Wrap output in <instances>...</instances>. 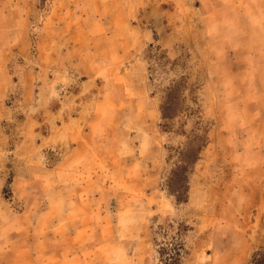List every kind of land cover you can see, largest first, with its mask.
Masks as SVG:
<instances>
[{
    "label": "rangeland",
    "instance_id": "1",
    "mask_svg": "<svg viewBox=\"0 0 264 264\" xmlns=\"http://www.w3.org/2000/svg\"><path fill=\"white\" fill-rule=\"evenodd\" d=\"M175 249L264 253V0H0V264Z\"/></svg>",
    "mask_w": 264,
    "mask_h": 264
},
{
    "label": "trees",
    "instance_id": "2",
    "mask_svg": "<svg viewBox=\"0 0 264 264\" xmlns=\"http://www.w3.org/2000/svg\"><path fill=\"white\" fill-rule=\"evenodd\" d=\"M162 117L163 118L165 117L164 113L162 114ZM189 144H190V142L187 145H189ZM201 146L202 145H199L197 149H194L193 151H191V154L188 157V160H189L188 162L185 161L184 157L181 158V162L184 163V166H179V167H177V169L175 171L172 172L173 175H175V173H178V172H176L178 170L181 173V175H180L181 176L180 177V186H178V187L169 186V188H168L169 194L174 196V199L177 203L182 202V199H179V197H177V195H176V192H178L177 188H179L181 191H183L185 184H186V174L188 173V169L191 166H193L195 164V162L197 161V158H198L197 156L200 152ZM169 183H170V181H169ZM179 256H180L179 249H175L172 257L170 258V262H171L170 264H176L175 262H177ZM257 257H259V258H257ZM251 264H264V253L254 254L252 261H251Z\"/></svg>",
    "mask_w": 264,
    "mask_h": 264
}]
</instances>
